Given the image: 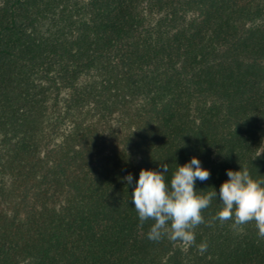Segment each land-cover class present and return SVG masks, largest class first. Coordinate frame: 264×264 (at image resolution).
<instances>
[{"label": "trees", "instance_id": "trees-1", "mask_svg": "<svg viewBox=\"0 0 264 264\" xmlns=\"http://www.w3.org/2000/svg\"><path fill=\"white\" fill-rule=\"evenodd\" d=\"M193 157L205 223L150 241L140 171ZM240 167L264 179V0H0V264H264L212 220Z\"/></svg>", "mask_w": 264, "mask_h": 264}, {"label": "clouds", "instance_id": "clouds-1", "mask_svg": "<svg viewBox=\"0 0 264 264\" xmlns=\"http://www.w3.org/2000/svg\"><path fill=\"white\" fill-rule=\"evenodd\" d=\"M168 165L161 164V171L141 170L131 196L140 225L152 220L154 223L147 233L150 241H159L164 236L172 240L194 242L193 229L205 223L202 210L208 208L217 191L204 194L195 189L196 181H206L210 172L201 167L199 159L193 157L190 162L178 166L169 182H166ZM229 178L219 188V200L222 208L213 217V221L223 223L233 220V226L254 221L257 235L264 238V179H253L247 168L239 171L227 170ZM132 184L133 176L123 178ZM201 251L207 244L199 245Z\"/></svg>", "mask_w": 264, "mask_h": 264}]
</instances>
